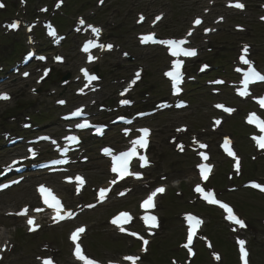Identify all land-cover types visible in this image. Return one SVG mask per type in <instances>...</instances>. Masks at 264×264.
<instances>
[{
  "label": "rangeland",
  "instance_id": "374dc122",
  "mask_svg": "<svg viewBox=\"0 0 264 264\" xmlns=\"http://www.w3.org/2000/svg\"><path fill=\"white\" fill-rule=\"evenodd\" d=\"M17 0H5L7 7H14L18 8L19 4L18 1L17 3H14ZM30 5H29V10L35 9L37 7H40L44 3H49L53 4L54 0H29ZM40 1V2H39ZM65 7H62L61 10H63L65 13L71 12L72 16L67 17L68 19L75 18L79 13L85 14L86 10H92L95 11V16H92L90 14V11H88V17L91 19H94L95 21L103 24L106 29H107V34L111 38V40L116 41L117 43L121 44L123 48L130 50L132 53H134L137 58V62H145L148 67V75H147V81L145 82L146 88H151V86H156L158 84L157 88H153L152 91H158L161 85L160 83V65L164 63V57L163 53H160L158 49H140L137 45L136 41V32L139 30H142L141 28H138L135 25V19H136V12L138 11H143L147 7H153L152 9L155 10L156 8L161 7V9H164V11L168 12L167 15V20L164 21V23L159 27V29L166 33V34H171V33H178L182 30L185 22L189 21V17L191 16L190 12H196L199 7L195 6V1L194 0H106L105 4L102 7L97 6V0H65ZM83 5V6H82ZM255 8V6H253ZM152 9H148L151 11L152 14ZM258 9V8H257ZM62 11V12H63ZM63 12V13H64ZM79 12V13H78ZM258 12V10H256ZM78 13V14H77ZM188 16V17H187ZM58 17V16H57ZM188 19V20H187ZM57 21H61L63 19H57ZM231 21L227 22L223 26V32L225 30L232 29L233 30V25L230 23ZM64 31H69V25L62 27ZM221 33V34H222ZM261 33H264V29L261 31ZM225 35V34H224ZM244 35V34H242ZM237 37H240V34H236ZM15 36L13 34H9L8 36H3V34H0V45L2 48H5L6 46H10L14 44L15 42ZM223 40H226L224 36H221ZM228 38V44L231 45L234 43V40L236 39L235 36H227ZM256 41V40H255ZM5 46V47H4ZM235 48V44L233 45V51ZM66 52L69 55L68 62L66 65L62 67L63 71H72L73 74L76 72V67L77 64L80 62L79 57H77V51L75 48V45L71 42L69 45H66L65 49ZM230 50V49H229ZM117 53V54H116ZM114 53L113 55L107 57L103 63H102V69L103 71L107 74V78L110 79V77H113L115 75H126L123 70L117 69L115 67L116 62H121L122 60L120 59L121 56H119L118 52ZM147 53V56H146ZM232 53V52H231ZM229 53V54H231ZM145 55V58L142 56ZM141 56V57H140ZM54 81L52 80L51 77V83L47 84L45 87L49 88L52 86ZM54 86V85H53ZM142 88V87H141ZM200 90V89H199ZM16 93L15 94V99L14 102L10 105L3 103V106L0 105V112L4 111V114H0V125L2 124V119L4 118V115L15 111L14 107L16 104V101H26L28 110H32L33 108H36L38 103H40L42 100H47L48 96L44 93H42L40 96L37 97H32L31 94L27 93L26 91H18L16 88ZM215 100L213 97H208L206 96V92L203 93H198L196 92L194 95V101H193V106L190 110L183 112V113H178L174 115H167L161 118V123L159 126L161 127L162 124L166 125V129L164 132H161L159 129V132L156 137V143H155V148L158 153H156L157 157L160 158L162 164L164 165V169H172L173 178L179 179V181L175 182L174 185H178L179 183L182 182L180 185V188H182L185 192L189 193V184L190 179L194 176H192V166H191V160L192 158L189 156L187 158L182 157V156H175L174 154L171 153V151L167 148L165 144L164 137L165 135L168 134V132H171L173 129V126L177 122L180 121H187L194 128H205L209 125V121L207 119L208 115L212 114L211 113V108H210V102ZM43 107H48L45 108L44 110H48L49 106L46 105V103L43 104ZM34 111V110H32ZM22 114V113H18ZM241 118H233L230 119L227 123V129L235 132L236 135L239 138V140L246 141L245 135H243V128L241 127ZM239 125V128L236 126ZM246 156L247 154L244 153ZM249 161V162H248ZM246 165L248 166L249 163H251L250 160H246ZM170 164H173V166H170ZM221 167V166H220ZM219 167V168H220ZM247 169V167H246ZM91 177L94 178V176L97 175V180L101 181L103 180V174L100 171H97V174L95 170L90 171ZM252 177H257V178H264V162H258L257 165L252 166ZM96 179V178H95ZM25 189L24 188H18L14 191H12L10 194L3 196L0 199V206H3L4 204H8L9 206H15V201L14 198H16L17 204L18 202L25 196ZM238 195V199H233L237 205H239L240 210L247 215L249 219L252 221L254 220V217L258 216H264V198L259 197L255 194H249L247 191H239L236 193ZM229 198V195L227 196ZM232 199V196L231 198ZM14 201V202H13ZM186 200H177L176 205L174 209L170 207L164 201L165 204V210L164 214L168 217L167 221V228L163 231V233L155 240L156 242H160L161 246V251L159 252V255L157 256L156 253L153 255V258H150V260H154L152 264H169V259L167 257V254L170 251V248L172 246H175L176 243L178 242L177 238L178 235L181 233V224L179 222V216L177 213L179 210L182 209H193L188 207L186 204ZM16 204V205H17ZM172 209V211H168V209ZM249 209V210H248ZM110 208H106L103 210H98L94 214H90L87 216L92 228H91V233L89 234L87 240L90 243L91 246V252L95 255H100L103 256L102 249H105L101 247L100 245L102 244H97L96 243V236H100L101 239L107 238L106 236V223H105V218L107 215L111 212ZM109 212V213H108ZM204 215L207 216L208 218V225H207V232L209 231L210 227H214L216 231L218 232V235L216 232H209L215 240H217L219 237H226L229 234L226 232L225 229H222V224L220 222V219L216 215H211L210 213H207L205 211L202 212ZM86 221V220H85ZM213 222H217V227ZM9 231L15 236V239L18 243L19 246V255H24L23 260L18 259L15 264H38L35 261L34 255L38 251V239L29 237V236H23L24 241L20 240L19 231H24L25 229L22 226H19L18 223H8ZM22 228V229H21ZM258 230V229H257ZM47 235L49 238L55 239V243L62 245L63 247L65 246V235L63 233L62 228H57L55 230H48ZM220 233V235H219ZM26 234V233H25ZM254 240V245L257 246L255 249V254H254V263L257 264V262H260L259 264H264V238L262 235L255 234L254 236H251V240ZM253 243V241H252ZM155 245V244H154ZM217 245L221 250L224 251L225 248H222L220 246V243ZM104 246V245H103ZM106 248L112 249L110 246L109 242L105 241V246ZM166 247V248H165ZM226 250V249H225ZM165 253L166 255L162 257V253ZM226 253V252H225ZM64 258V257H63ZM65 259V258H64ZM168 259V260H167ZM234 263H236V260H234ZM194 264H213L210 260V258L207 256L204 257L202 260L196 261Z\"/></svg>",
  "mask_w": 264,
  "mask_h": 264
},
{
  "label": "snow or ice",
  "instance_id": "6c2138e0",
  "mask_svg": "<svg viewBox=\"0 0 264 264\" xmlns=\"http://www.w3.org/2000/svg\"><path fill=\"white\" fill-rule=\"evenodd\" d=\"M62 2V0H61ZM101 2H103V0H101ZM230 6H234L236 8L239 9H243L245 7V5L243 3H235L234 5H230ZM4 4L0 3V8H3ZM57 7H60V4H57ZM141 21L143 20V16H141ZM161 19L160 16L156 17V20L159 21ZM222 19V18H221ZM81 24H84V21L81 19L80 21ZM202 23L200 18H197L194 21V25H200ZM8 27L10 28H18L19 24L18 22H14L12 24H10ZM51 28V26H49ZM92 32L97 36V41H98V37L99 34L101 33V29L100 28H96V27H92ZM77 31H79V29H77ZM192 31L190 30L187 33V36H191L192 35ZM214 31V29H205V32H211ZM49 35L55 36L56 33L54 30L50 31ZM141 42L142 43H160V44H164L167 45L169 47L170 50V55L173 57H176V59L173 61V65H172V70L168 71L165 73V75L167 77H169L172 82H173V87L175 89L176 93L180 92V88L179 85L183 82V72H182V67H183V61L181 59H179V57L184 56V57H195L197 55V50L196 49H192V48H185L183 47V45L189 43V41L187 40V38L184 39H167V40H156L155 39V34H150V35H144L140 37ZM97 41H93V40H89L87 41L83 47H82V51L85 53H89V61L91 62L93 59H95V57H93L90 53V50L92 48H100L101 50L104 49H111L113 46L110 44H103V43H98ZM248 47L247 45L244 46L243 48V55L241 56V62L245 65H248V69L245 71L243 69H237L238 72H242L243 75V80H242V85H243V89L239 91V95L241 96H246V95H250V93L247 91L249 84L251 83H255L257 81H264V75H262L259 71L256 70L255 67L252 66V61H250L249 59H246V55L248 53ZM40 59H45L44 57H40ZM57 59H62L60 57H57ZM205 68L207 67V65L204 66ZM83 75L85 76V78L88 80L89 83H91L92 81L96 80L97 77L95 75H90L89 72L87 71V69H82ZM25 76L29 75L28 73H24ZM45 75H47V72H45ZM140 78V74L137 73L136 74V79H134L131 83L133 85L136 84V81ZM83 91V90H81ZM10 99V97L8 96L7 93H3L0 94V100H8ZM59 103L63 104L65 103L64 101H60ZM121 103L123 104H129L130 101L129 100H123L121 101ZM258 103L261 105V107H264V98H260L258 100ZM216 107L220 108V107H224L223 105H217ZM226 112H233L235 111L234 109L231 108H225L224 109ZM71 117H84V121L81 123H78L76 125L77 128L83 130L86 128H90V127H94V125H92L88 120L87 117L84 115V109L80 108L75 110L73 113H71ZM69 117V118H71ZM215 123L218 125L221 123V121L217 120L215 121ZM248 123L250 124H255L262 133H264V119H261L259 116H257L255 113H251L248 117ZM97 131L98 132H102V128L97 127ZM129 130H126V134H128ZM142 135L134 140L131 141V147L126 150L123 151L119 154L113 155L112 151L110 149H105L104 152L106 155H111L112 156V168L111 171L113 173H118L119 179H124L127 176H134L136 179H141L142 178V174L141 173H133L132 171H130V163L134 158H138V160L140 161V167H147L149 166V160L147 158L146 155H140L138 153V149H146L148 146V136L150 134V130L147 128L144 129H140L139 130ZM41 139H50L48 137H42ZM254 140H256L258 147L261 149H264V135H261L259 137H253ZM65 140L68 141L70 144L72 143H79V138L75 135H70L65 137ZM181 150H183V146L181 145ZM200 147H206V145L201 144ZM224 148L227 151V154L229 156L235 157L236 154L229 148L228 146V141H225L224 144ZM30 152L32 153L33 157L35 156V152L33 150L30 149ZM203 159L207 160L208 157L204 156ZM65 161H55L54 163H64ZM18 163V162H16ZM199 170H200V174L203 178V180L207 181L209 178V173L211 172V167L209 165L206 164H200L198 165ZM235 168L237 171H239L240 169V160L239 158H236L235 160ZM79 184H83L84 180L82 177H76L75 178ZM19 181H16V183H18ZM117 181H112V184H115ZM255 188H259L261 191H264V187H262L259 184H253L252 185ZM2 187H8V185H4ZM39 193L41 194L42 198H43V203L45 205H48L49 207L55 209L56 211V217L54 219L57 220V222H59V220H64V219H71L74 216V213L71 211H68L65 215H60L61 211H62V205H61V201L56 197V195L53 193V191L49 188H47L46 186H39L38 188ZM195 191L198 193H201L203 195V199L206 200L208 203L210 204H219L222 208H224L228 215H227V219L230 221L235 222V224L240 225L241 227H244V221L239 219L236 215L233 214V210L224 203H221L219 200H217L215 198V193L212 191L209 192H205L203 188H201L199 185L196 186ZM77 192H79V187L77 188ZM165 192V188L164 187H158L156 188L154 191H152L147 199H145L142 203H141V208L142 209H152L155 208V202H154V198L157 196V194H162ZM105 195V190H100L99 196L101 198H103ZM120 195H126V193H120ZM88 207H95V205H89ZM36 211H41V209H37ZM28 212V209L25 208L23 209L21 212L16 213V215H26ZM131 219V217L129 216V214L127 213H120L117 217H115L111 223L114 225L120 224L122 222H127ZM142 219L144 220V222L147 225H151V226H156V222H157V217L154 215H144L142 217ZM186 220L188 222V224L190 225V231H189V235L187 237V243L185 245H183V247L187 248L189 253H192V249L190 247V245L193 242V235L196 233L197 228L202 224V220L193 216V215H187L186 216ZM28 224L29 225H33V227H31L29 230L30 231H34L35 230V225H34V220L33 218L29 217L28 219ZM85 231L84 227H80L78 229H76V231L72 234V240L75 241L77 239V236L80 233H83ZM120 231L124 232L125 229L123 227H120ZM131 235H137L135 233H130ZM140 239L143 240L144 245L146 246L149 242L146 239H143V237H140ZM239 245H240V250H241V254H242V258L247 257L248 253L245 251L244 249V245H245V241L244 240H239ZM147 249L145 248V251ZM75 255L76 257L81 260L84 261V264H96V261L89 259L88 257H86L82 250H81V246L79 243L76 244L75 246ZM124 259L131 261L132 264H136V261L139 260V257H134V256H126ZM216 259L219 260L220 257L219 255H216ZM44 264H52L51 260H46L44 262ZM244 264H248L247 260L244 259Z\"/></svg>",
  "mask_w": 264,
  "mask_h": 264
}]
</instances>
